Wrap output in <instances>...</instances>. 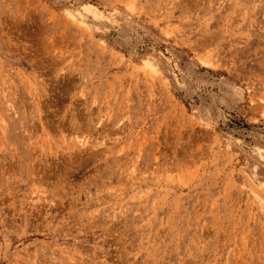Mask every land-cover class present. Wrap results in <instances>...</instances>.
<instances>
[{
    "label": "rangeland",
    "instance_id": "374dc122",
    "mask_svg": "<svg viewBox=\"0 0 264 264\" xmlns=\"http://www.w3.org/2000/svg\"><path fill=\"white\" fill-rule=\"evenodd\" d=\"M263 181L264 0H0V264H264Z\"/></svg>",
    "mask_w": 264,
    "mask_h": 264
},
{
    "label": "bare ground",
    "instance_id": "6f19581e",
    "mask_svg": "<svg viewBox=\"0 0 264 264\" xmlns=\"http://www.w3.org/2000/svg\"><path fill=\"white\" fill-rule=\"evenodd\" d=\"M255 183H256V182H255ZM257 183H258V182H257ZM257 183H256V184H257ZM258 184H260V185H264V181H263V182H259ZM258 184H257V185H258ZM258 186H259V185H258Z\"/></svg>",
    "mask_w": 264,
    "mask_h": 264
}]
</instances>
